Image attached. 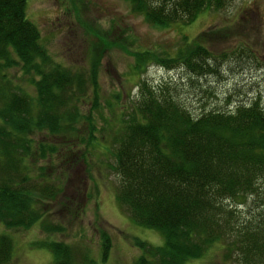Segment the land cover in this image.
<instances>
[{"label":"trees","instance_id":"1","mask_svg":"<svg viewBox=\"0 0 264 264\" xmlns=\"http://www.w3.org/2000/svg\"><path fill=\"white\" fill-rule=\"evenodd\" d=\"M226 1L127 0L133 12L160 26L186 24L199 11L223 7ZM25 8V0H0V221L8 227H28L40 220L43 210L37 207V195L50 196L61 189L58 181L45 175L43 163L34 175L29 159L36 152L50 160L57 147L50 141L35 142L27 134L36 128L50 134L73 130L77 100L89 88L96 99L99 95L94 68L84 71L53 60ZM203 36L185 40L174 54L167 50L155 56L150 48H136L134 68L140 70L151 59L165 68L182 64L193 75L217 72L212 63L217 56L203 43ZM242 49L245 57L252 54L251 49ZM219 55L226 57L223 52ZM14 64L33 73V93L6 74ZM176 85L154 87L141 80L136 103L121 119L111 150L113 160L108 164L117 177V205L126 208L138 224L157 227L164 236L156 245L135 238L134 244L144 253L133 264H183L218 242L223 257H233L236 264H264V106L260 97L232 108H203L195 113L176 98ZM43 225L51 231L61 230L62 224ZM101 237V258L105 259L110 238L106 231ZM11 238L0 232V264L11 257ZM35 245L53 253L49 264L92 262L87 253L78 260L77 250L63 239L43 238L35 240Z\"/></svg>","mask_w":264,"mask_h":264},{"label":"rangeland","instance_id":"2","mask_svg":"<svg viewBox=\"0 0 264 264\" xmlns=\"http://www.w3.org/2000/svg\"><path fill=\"white\" fill-rule=\"evenodd\" d=\"M25 3L26 17L38 26L40 41L51 58L71 68H94L99 95L96 99L89 88L77 100L73 130L50 134L36 128L27 134L35 142L50 141L57 147L50 160L36 152L29 159L34 175L40 172L37 165L43 163L45 175L58 181L61 189L50 196L37 195V207L43 215L30 226L8 227L0 221V232L11 235L13 242L11 257L4 264H49L53 253L35 245V240L43 238L70 243L80 261L87 253L92 262L84 264H133L138 254L144 253L134 244L135 238L156 245L164 236L157 227L138 224L126 208L117 205V177L108 163L113 160L111 150L123 124L121 119L135 105L141 80L154 87L177 84L176 98L195 113L203 108H232L254 96H259L264 106V0H227L223 7L199 11L191 22L166 26L144 20L129 8L127 0ZM199 34L217 56L212 62L217 72L193 75L182 64L165 68L151 59L144 61L140 70L134 68L136 48H150L155 56L167 50L174 54L187 39L193 41ZM242 46L253 55L245 57ZM237 51L243 55L238 56ZM221 52L226 57L219 55ZM23 71L20 64H14L6 74L33 93V73ZM43 222L60 223L61 230H45ZM103 231L110 238L105 259L101 258ZM231 258L223 257L218 242L183 264H236Z\"/></svg>","mask_w":264,"mask_h":264}]
</instances>
